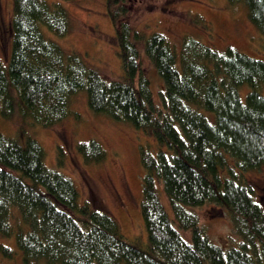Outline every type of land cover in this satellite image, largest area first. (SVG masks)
I'll list each match as a JSON object with an SVG mask.
<instances>
[{"label": "trees", "instance_id": "trees-1", "mask_svg": "<svg viewBox=\"0 0 264 264\" xmlns=\"http://www.w3.org/2000/svg\"><path fill=\"white\" fill-rule=\"evenodd\" d=\"M228 2L244 4L264 35V0ZM107 12L124 71L117 80L46 36L44 29L60 38L70 32L61 3L13 0L11 54L7 67L0 63V115L11 118L16 111L52 127L75 114L71 99L83 90L94 113L152 135L160 148L142 149L140 156L147 244L128 240L109 214L82 203L73 180L46 166L35 139L21 145L1 133L0 236L10 237L12 222L18 224L23 264H264V207L241 178L264 165V60L233 47L218 52L191 36L179 48L160 33L145 36L131 26L126 0H107ZM138 40L164 84L159 100ZM243 85L249 87L245 99ZM77 149L87 163L106 158L95 139ZM206 204L227 210L238 246L224 249L211 241L192 211ZM0 250L14 255L11 248Z\"/></svg>", "mask_w": 264, "mask_h": 264}, {"label": "rangeland", "instance_id": "rangeland-1", "mask_svg": "<svg viewBox=\"0 0 264 264\" xmlns=\"http://www.w3.org/2000/svg\"><path fill=\"white\" fill-rule=\"evenodd\" d=\"M61 3L69 13L71 28L63 38L46 36L57 42L66 53H77L90 67L98 70L107 80L121 79L124 74L119 57L115 28L107 12V0H45ZM130 10L129 22L134 30L149 36L162 34L167 42L180 47L184 36H191L218 52L233 47L250 57L264 60V35L250 21L242 3L228 0H126ZM13 0H0V63L8 65L12 48L11 19ZM142 68L149 75L157 100L164 84L144 54L143 42L138 40ZM247 85L240 87L245 99ZM264 94V87L262 88ZM75 114L48 128L23 119L15 111L11 118L0 115V133L25 145L28 138L35 139L44 149V163L69 177L75 183L82 203L109 214L119 225L121 233L130 241L144 247L148 234L141 212L143 177L141 150L155 153L160 148L156 139L124 121H116L90 110L86 91L71 99ZM214 120L211 113L205 114ZM97 140L106 151L100 162L87 163L77 145ZM61 159V163H60ZM254 190L255 199L264 207V165L242 174L241 177ZM168 213L172 215L168 199L161 193ZM192 211L208 232L211 241L224 249L238 246L241 239L234 232L231 218L225 208L206 204ZM10 237L0 236V246L14 251L12 258L0 250V264H23L17 249L18 224L13 221ZM190 239L189 231H182Z\"/></svg>", "mask_w": 264, "mask_h": 264}]
</instances>
